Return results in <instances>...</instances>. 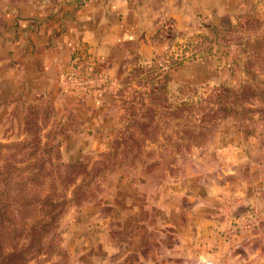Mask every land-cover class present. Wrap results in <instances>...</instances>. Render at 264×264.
Masks as SVG:
<instances>
[{"label":"rangeland","instance_id":"374dc122","mask_svg":"<svg viewBox=\"0 0 264 264\" xmlns=\"http://www.w3.org/2000/svg\"><path fill=\"white\" fill-rule=\"evenodd\" d=\"M34 1L0 0V33L7 10ZM193 3L188 17L192 29L176 39L164 60L134 65L112 83L97 85L90 79L87 86L67 80L70 85L66 83L64 90L78 85L85 93L91 84L102 91L98 103L91 96L76 113H57L60 121L66 117V127L59 125L51 105L32 104L25 112L16 111V116L0 113V144L32 138L24 126L26 116L32 118L31 132L42 148H51L45 169L53 176L59 142L63 160H80L90 168L111 153L119 159L135 157L133 167L118 162L120 166L103 171L100 181L90 187V201L64 215L58 235L67 259L55 257L38 264H120L117 244L122 233L117 230L114 205L126 179L136 184L143 180L175 184L194 169L232 168L244 161L243 153L253 157L248 163L264 174V107L258 101L246 102L245 118L238 121L217 106L222 89H235L250 80L257 92L264 90V0ZM216 4L220 11L211 12ZM86 66L81 65L80 78L93 73ZM129 124L136 128L126 129ZM128 142L132 147L124 146ZM37 184L56 185L53 180Z\"/></svg>","mask_w":264,"mask_h":264},{"label":"crops","instance_id":"0c3cea01","mask_svg":"<svg viewBox=\"0 0 264 264\" xmlns=\"http://www.w3.org/2000/svg\"><path fill=\"white\" fill-rule=\"evenodd\" d=\"M152 2L35 0L7 10L0 33V113L16 116L32 104L51 105L66 127L57 113H76L89 97L101 98L102 90L91 84L85 93L78 85L64 90L76 65L92 70L82 78L88 86L90 79L112 83L134 65L164 60L193 24L171 7L173 1L167 14ZM252 158L243 153V162L222 171L194 169L175 184L126 179L114 205L122 233L118 262L264 264V174L248 163Z\"/></svg>","mask_w":264,"mask_h":264},{"label":"trees","instance_id":"16d2710c","mask_svg":"<svg viewBox=\"0 0 264 264\" xmlns=\"http://www.w3.org/2000/svg\"><path fill=\"white\" fill-rule=\"evenodd\" d=\"M249 82L235 89H222L218 109L241 121L245 118L246 102L258 101L264 107V90L257 92ZM26 121L24 126L32 138L0 144V264H38L51 262L55 257L66 260L67 253L58 235L64 215L73 206L90 201V187L100 181L103 171L115 169L120 166L118 162L134 166L135 157L119 159L112 153L91 168L80 160L65 161L59 142L56 151L59 163L53 176L45 169L50 164L47 155L51 148L41 147L28 125L32 118L26 116ZM135 128L129 124L126 129ZM123 144L129 148L133 145ZM52 180L55 186L37 184Z\"/></svg>","mask_w":264,"mask_h":264},{"label":"water","instance_id":"95a60500","mask_svg":"<svg viewBox=\"0 0 264 264\" xmlns=\"http://www.w3.org/2000/svg\"><path fill=\"white\" fill-rule=\"evenodd\" d=\"M147 0H139V2H143ZM173 1V5L171 6L172 8H176L177 11H182L186 15H190L191 11H189L192 6L194 5L193 1L198 2L199 0H171ZM168 0H153L152 7L155 10H162L165 11L167 14L169 10V6L167 5ZM169 24L174 25L173 22H169Z\"/></svg>","mask_w":264,"mask_h":264},{"label":"built area","instance_id":"2783aa9c","mask_svg":"<svg viewBox=\"0 0 264 264\" xmlns=\"http://www.w3.org/2000/svg\"><path fill=\"white\" fill-rule=\"evenodd\" d=\"M81 68H82V67H81L80 65H78V66L76 65V69H77V70H79V69H81ZM77 72H78V71H77ZM77 72H76V75H74V77L72 78V80H73V81H76L77 83H81V82H82V78H80V76H79L80 73L78 72V73H79V74H78Z\"/></svg>","mask_w":264,"mask_h":264}]
</instances>
